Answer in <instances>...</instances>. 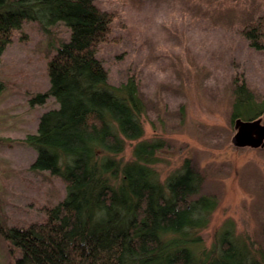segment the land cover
Masks as SVG:
<instances>
[{"label": "rangeland", "instance_id": "1", "mask_svg": "<svg viewBox=\"0 0 264 264\" xmlns=\"http://www.w3.org/2000/svg\"><path fill=\"white\" fill-rule=\"evenodd\" d=\"M96 2L116 13L113 41L98 56L111 83L138 80L146 108L137 141L162 143L153 164L159 178L189 160L202 178L200 193L214 197L208 224L193 233L199 249L210 251L228 229L235 244L264 260V146L232 143L236 83L244 80L257 104L264 101V51L240 33L264 15V0ZM52 28L25 21L0 58V210L8 227L43 222L44 208L67 195L59 177L33 169L38 151L26 142L42 115L58 107L51 96L38 101L51 86L49 61L69 36L62 24ZM135 143L117 158H130ZM20 254L0 235V264H15Z\"/></svg>", "mask_w": 264, "mask_h": 264}, {"label": "trees", "instance_id": "2", "mask_svg": "<svg viewBox=\"0 0 264 264\" xmlns=\"http://www.w3.org/2000/svg\"><path fill=\"white\" fill-rule=\"evenodd\" d=\"M115 18L96 0H0V58L25 21L69 30L49 61L51 86L38 96L58 107L26 137L38 151L33 169L59 177L67 195L44 208L46 220L26 227H8L0 210V235L21 251L15 264H264L228 229L210 251L199 249L193 233L208 224L214 197L200 193L202 178L189 160L162 181L153 166L162 143L137 141L146 108L138 80L111 83L98 56L113 41ZM240 33L264 51V15ZM234 90L233 121L264 112L244 80ZM133 141L131 157L118 159Z\"/></svg>", "mask_w": 264, "mask_h": 264}, {"label": "water", "instance_id": "3", "mask_svg": "<svg viewBox=\"0 0 264 264\" xmlns=\"http://www.w3.org/2000/svg\"><path fill=\"white\" fill-rule=\"evenodd\" d=\"M234 127L236 132L232 137V143L235 146L254 148L264 146V113L254 119L236 118Z\"/></svg>", "mask_w": 264, "mask_h": 264}]
</instances>
